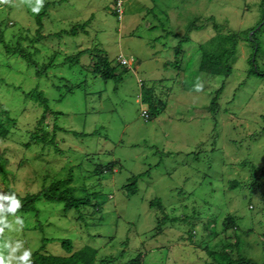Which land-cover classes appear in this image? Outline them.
Instances as JSON below:
<instances>
[{"label":"rangeland","instance_id":"1","mask_svg":"<svg viewBox=\"0 0 264 264\" xmlns=\"http://www.w3.org/2000/svg\"><path fill=\"white\" fill-rule=\"evenodd\" d=\"M44 2L0 3V21L9 20L6 38L24 28L33 34V10L41 11ZM261 4L262 0H59L43 19V32L51 36L33 44L40 50V63L58 53L43 75L22 58L8 55L0 44V105L12 109L18 119L9 138L0 140L9 173L4 180L0 162V193L39 191L44 177L48 185L54 177L67 178L73 167L76 196L91 199L80 220L75 209L66 210L60 202L40 201L35 215L12 210V196L0 197V264H29L42 238L53 239L45 248L55 254H63V238L71 239L75 248L94 246L99 257L110 259L97 264H127L140 252L144 264H204L211 258L204 246L213 247L225 237L221 231L228 213L236 217L237 233L245 241L241 252L264 264V200L246 186L250 171L243 166L264 165V78L248 76L252 48L244 40L263 18ZM194 20L204 27L188 34ZM84 23L86 32L79 28L77 34L54 36ZM233 31L242 32V39L232 74L225 78L199 72V46L212 42L218 32ZM184 35L189 40L183 45V65L180 70L165 67ZM257 39V63L264 69V30ZM84 48L108 53L118 71L123 69L122 56L128 64L136 61L118 83L77 64L60 66L67 54ZM143 81L155 84L167 103L150 120L141 115ZM223 83L215 115L207 106ZM36 86L45 92L52 110L62 111L57 121L64 128L58 132L60 152L57 146L42 152L39 146L23 149L43 112L27 94ZM46 123L52 130L53 115ZM111 161H119L113 172L93 174L96 164ZM139 174L138 192L127 196L123 186ZM154 199L162 202L165 215L185 212L188 221L184 226L174 225L170 218L160 221L150 203ZM197 211L205 219H193ZM215 215L219 233L213 238V224L207 231L200 224L213 221ZM38 222L42 229L36 228ZM193 229L197 244L187 238ZM245 230L251 231L243 235Z\"/></svg>","mask_w":264,"mask_h":264},{"label":"trees","instance_id":"2","mask_svg":"<svg viewBox=\"0 0 264 264\" xmlns=\"http://www.w3.org/2000/svg\"><path fill=\"white\" fill-rule=\"evenodd\" d=\"M59 0H45L43 3L42 10L37 13L35 23L36 29L32 34L31 28H24V30H20L16 32L13 37L6 38V29L9 25V20H1L0 21V44L3 46L4 50L8 55H12L14 57L22 58L29 66L33 67L35 73L37 75H43L47 73V70L53 67L54 60L56 58L55 51L50 55L48 63H40L37 54L40 50L37 47H34L35 42H39L42 39L51 36V34H45L43 19L44 16L47 15V10L51 5H56ZM122 4V2H121ZM120 4V6H121ZM262 11L263 18L261 21L249 29L246 34V39L251 43V54L248 58V62L250 65L248 76L256 75L258 77L264 78V69H260L257 63V55L260 51V41L257 39V34L264 30V0H262ZM120 13V12H119ZM214 16H211V19H214ZM13 24V22H10ZM85 24V23H84ZM86 24H75L72 25L68 30H61L54 33V36H62L63 33L68 34H77L78 29L86 30ZM204 27L203 24L198 23V20H194L192 23L188 25L186 32L189 34L192 29H200ZM219 29V25H216ZM252 33L250 34V32ZM250 34V35H249ZM240 39H242V32L233 31L229 33L218 32V34L213 38L210 43H202L199 46V52L201 54L200 60L197 62V70L199 72L206 73L211 76H224L227 78L233 72V63L236 60V53L238 50V44ZM188 35L180 36L178 44L174 46V56L173 60H166L163 65L165 67H171L174 69H179L183 65L182 54L184 52L183 45L184 42L188 41ZM34 47V48H33ZM58 54V53H57ZM87 55L88 59L86 61H82V57ZM122 58H126L122 56ZM127 62L123 63L121 60L119 63L123 66L121 71H118L117 65L112 63L110 60L108 53L102 51L100 48H84L80 49L78 52L73 54H67L60 64V66L77 64L82 66L85 70L91 71L94 76H100L104 80H115L122 81L124 73L127 72L132 64H128V58H126ZM66 79L64 76L60 77ZM162 83V82H161ZM74 87L67 88V93L74 90ZM225 85L224 83L212 93V97L210 103L207 108L209 111H212L216 115V110L219 105V97L221 92L223 91ZM29 96L35 98V100L43 107V112L37 118L36 125L32 131L31 138L29 141L23 144L25 150L31 149L34 146H39L40 151L45 148L57 146V151L60 152L58 142L59 135L58 132L64 131V128L58 125L57 121L59 115L62 111L52 110L49 105V98L45 95V92L41 90L38 86L34 87L29 93ZM37 98V99H36ZM141 100V115L146 119L150 120L154 118L158 113L164 111L167 107L166 101L159 96L157 93L155 84L148 85L144 81L141 82V93L139 96ZM53 115V129H48V124L46 123V119ZM264 119V115L262 116ZM18 119L14 117L12 114V109L4 108L3 105H0V140H7L9 136L13 132V127L17 125ZM80 134V133H79ZM1 169L3 173V179L8 178L9 175L7 171V167H5V163L7 159L0 155ZM119 161H111L107 163H99L95 165L93 169V174L101 175L106 172H113L115 167L118 166ZM243 166H249V178L245 179L247 181L246 186L256 194L261 196V199L264 200V165L258 166L256 164H248L246 162L243 163ZM11 174V173H10ZM142 174L133 175L129 178L127 184L123 186L124 192L127 196H131L138 192V182L139 178ZM74 181L73 167L70 168L68 172L67 178H56L54 177L50 184L46 185V177L43 178L42 188L39 191H30L25 195H21L15 189H9L8 192L0 193V197L8 198L13 197L12 201H17L18 205L16 207V211L21 213H33L38 215L40 210L38 208V203L40 201H56L63 203L64 208L66 210L75 209L78 212V219L82 220L85 214L82 212V208L86 207L90 203V197H77L75 192L76 188L72 186V182ZM233 186H238V181L234 180ZM1 200V199H0ZM151 206L156 207L159 215V220H167L170 218V214L163 212V204L159 199L151 200ZM262 209L264 211V202L262 201ZM101 208V207H100ZM199 211H197L198 213ZM187 214H182L178 217L175 215L170 219L172 223L176 225L180 223L179 226L185 224L188 221L189 217ZM199 215V216H198ZM198 215H194V218H204L203 215L198 213ZM186 216V217H185ZM180 218V219H177ZM217 215H215L212 220L206 219L202 224L203 231L211 230V226L213 224L214 233L212 236H218V228H217ZM205 219V218H204ZM180 220V221H178ZM42 222H38L36 225L37 229H42ZM198 225V223H197ZM223 230L221 231L225 237L216 240V243L213 247L210 245L204 246V249L210 255V259L205 260L204 264H263L256 261L251 260L246 253H242V247L244 244V240L241 235H238L237 230L239 229L236 217L230 213L226 215L223 220ZM215 227L217 229H215ZM195 229L192 232L187 234V238L192 243H198L193 241V236L196 234ZM251 230H245V234L248 235ZM234 239V241H233ZM53 240L52 238H42V245L39 249L34 250L29 257V264H97L110 262V259L107 257H99L98 249L91 245H85L83 247L75 248L73 242L69 238L61 239L63 254H55L51 251L46 250L45 244ZM246 244V243H245ZM206 247V248H205ZM242 249V250H241ZM127 264H144L142 253H138L135 257L131 258Z\"/></svg>","mask_w":264,"mask_h":264},{"label":"clouds","instance_id":"3","mask_svg":"<svg viewBox=\"0 0 264 264\" xmlns=\"http://www.w3.org/2000/svg\"><path fill=\"white\" fill-rule=\"evenodd\" d=\"M9 2H10V0H0V3H9ZM37 3L38 4H41L42 3V0H37ZM39 11H40V8L39 7L33 10V12H36V13H38ZM201 89H202V86L201 85H197V90H201ZM17 206H19L18 205V202L14 200L12 202V205H11L12 210H15V208Z\"/></svg>","mask_w":264,"mask_h":264},{"label":"built area","instance_id":"4","mask_svg":"<svg viewBox=\"0 0 264 264\" xmlns=\"http://www.w3.org/2000/svg\"><path fill=\"white\" fill-rule=\"evenodd\" d=\"M122 62L126 63L127 62L126 58H122Z\"/></svg>","mask_w":264,"mask_h":264}]
</instances>
